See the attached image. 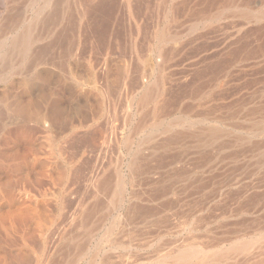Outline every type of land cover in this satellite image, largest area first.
Returning a JSON list of instances; mask_svg holds the SVG:
<instances>
[{
  "label": "bare ground",
  "instance_id": "obj_1",
  "mask_svg": "<svg viewBox=\"0 0 264 264\" xmlns=\"http://www.w3.org/2000/svg\"><path fill=\"white\" fill-rule=\"evenodd\" d=\"M110 2L122 33L113 32L119 38L97 49L89 36L92 21L106 24L90 15L100 6L110 12ZM14 31L25 36L6 50ZM44 36L48 43L41 47ZM0 40V67L6 58L18 63L5 80L22 78L0 97L24 88L31 98L16 96L19 109L4 139L17 159L0 167V264H31L36 251L50 261L81 222L92 227L87 242L69 245V264H79L96 231L121 209L123 219L113 221L108 234L160 215L174 225L183 219L186 232L197 223L196 210L225 206V198L218 200L225 145L239 157V180L251 179L240 187L236 208L264 209V0H0ZM245 99L257 102L239 108ZM225 100L239 108L232 118L244 119L233 128L225 127ZM258 218L241 221V231L260 230ZM190 236L171 243L170 252L148 256V264H225L238 256L249 262L259 244L250 238L207 251ZM148 242L143 249L155 247ZM102 258L94 263L111 262Z\"/></svg>",
  "mask_w": 264,
  "mask_h": 264
},
{
  "label": "rangeland",
  "instance_id": "obj_2",
  "mask_svg": "<svg viewBox=\"0 0 264 264\" xmlns=\"http://www.w3.org/2000/svg\"><path fill=\"white\" fill-rule=\"evenodd\" d=\"M111 3V2H110ZM110 3L108 4V5H106L107 6V8H109V7H111L112 9H110V12H108V9H107V11L105 12V11H103V7H99V8H101V9H98L97 7H95V10H97V11H95L94 9V11H93V13L91 12V15H90V18H91V16L92 17H94L93 19H95V20H100V19H102V17H100L99 15H101V16H103V18H104V20L102 19V26H103V22H104V24H106V25H104L103 27L105 28V30H104V28H101V26H95V24H94V20L92 21V23H93V25H92V29H90V34H89V36H90V39H91V41L93 42V44H94V47H97V49H101L102 47H107L109 44H108V42L111 40V42L114 40V39H118L119 37H115V35L114 34H116V36H120L121 34L120 33H122V31L120 30V19L119 18H117V19H115V17L114 16H117V15H112L113 13H114V11L117 9L116 8V6L114 7L113 6V4H112V6L110 5ZM115 5V4H114ZM104 7H105V5H104ZM97 8V9H96ZM113 8H114V11H113V13L112 14H109V13H111L112 12V10H113ZM116 8V9H115ZM99 10L100 11H102V13L100 12V13H98V15H96L97 14V12H99ZM105 10H106V7H105ZM117 11V10H116ZM103 12H104V14H106L107 12V15H102L103 14ZM95 13V14H94ZM117 13V12H116ZM94 14V15H93ZM96 16H98V18L99 19H96L97 17ZM111 17V16H113L114 17V20H112V18L113 17H111V18H108V19H106L107 17ZM111 19V20H110ZM109 23V22H111V23H113V25H111V23H109V24H107V22ZM115 20H117L116 22H112V21H115ZM118 21H119V23H118ZM114 24H116V25H114ZM109 25H111V26H109ZM115 26V27H114ZM110 27H114V28H117L116 30H112ZM119 28V29H118ZM95 29H97V31L95 30ZM117 30H119V31H117ZM98 31H99V33H98ZM104 31V32H103ZM19 32H21V31H14L13 33H11V34H8L7 35V37H9L8 38V42H7V45H8V47L6 48V50H8V49H11V48H14V47H19L21 44H20V42H21V39H23V36H25L24 35V32L22 31L21 33H19ZM105 32H107V33H105ZM113 32H114V34H113ZM102 33H105V34H102ZM17 34H19V35H17ZM20 34H22V38H21V35ZM98 34V35H97ZM18 36V37H15V36ZM100 36V37H99ZM108 36H109V38H108ZM113 36V37H112ZM94 37V38H93ZM96 37L98 38L97 40H100V41H98V42H100L101 43V46H100V44L98 45V42L96 41ZM13 38H18L16 41H10L11 39H13ZM106 38V39H105ZM90 39H89V42H90ZM93 39H95L94 41H93ZM13 40H15V39H13ZM105 40V41H104ZM115 40V41H116ZM0 41H2V40H0ZM96 41V42H95ZM107 42V43H106ZM111 42H109V43H111ZM22 43V42H21ZM47 43H48V40H46V38H45V36L43 37V39L41 40H39V42H37V44L38 45H40L41 47H46V45H47ZM95 44H97L96 46H95ZM106 44V45H105ZM44 45V46H43ZM103 45V46H102ZM12 46V47H11ZM100 46V47H99ZM8 59V60H7ZM5 62H7V63H5ZM7 64H9V66L7 65ZM15 64H16V66H15ZM4 65V66H3ZM2 67H0L1 69H0V80H2V82H0V90H2V91H4L5 89H7V88H10L13 84H17V83H21V77H19V76H13V77H11L9 80H5V79H7V77H8V75H10V73L11 72H13V71H15V69L18 67V63L16 62V59H13V61H12V58L11 59H9V58H6V60L4 61V63L1 65ZM4 67V68H3ZM5 68H6V70H5ZM4 69V70H3ZM7 81V82H6ZM20 90V91H19ZM24 88H19L18 89V91H19V94H16L15 95V91L13 92V91H11V92H7L6 93V96L5 95H2V93H1V95L4 97V98H2V97H0V121H2V122H0V167L2 168V164L4 163V159H17V157H16V155L14 156V151H11L10 149H11V145H8L9 144V142H8V140L6 139V140H4L5 139V137L7 136V133H8V130H9V127H8V125H9V123H10V121H11V119H12V117H14V115H16V113H17V111H18V109L19 108H17L16 106H18L15 102L16 101H14V100H16L18 97L21 99V100H30L29 99V96L28 95H25V92L27 91V90H24ZM17 90H16V92H18ZM22 91V93H20ZM13 92V93H12ZM9 93H11V95H9ZM13 95H15V96H13ZM18 95V97L16 98V96ZM8 96V97H7ZM12 96H13V98H12ZM11 98V99H10ZM18 98V99H19ZM247 100V102H245ZM257 99H252V100H249V99H245V101H243V102H241L240 104H239V108L240 107H242V106H244V108L245 109H248V108H251V107H253V105H255L254 103H256L257 101H256ZM250 104H249V103ZM244 103V104H243ZM247 103V104H246ZM225 104H227V101L225 100ZM9 105V106H8ZM228 106H229V104H227ZM227 105H225V127L226 128H233V125L235 124V123H237V122H243L244 121V119H243V117L242 116H240V117H235V119L234 118H232V115H233V113L234 112H236L239 108L238 107H235L234 105V107H232V106H227ZM246 106V107H245ZM11 107V108H10ZM231 109H233V110H231ZM14 111H16V112H14ZM228 111V112H227ZM13 112V113H12ZM230 112V113H229ZM233 112V113H232ZM232 114V115H231ZM5 116V117H4ZM125 115H121V118H123ZM3 117V118H2ZM9 117V118H8ZM175 117V115L174 116H172V117H170V120L171 119H173ZM227 117V118H226ZM240 118V119H239ZM6 119V120H5ZM135 120H136V118H135ZM135 120H133V121H135ZM231 124V125H230ZM228 125H230V126H228ZM133 128V127H132ZM124 129H125V133H124V135H127L128 133H129V130H130V127H127V126H125L124 127ZM140 135H143V134H141L140 133ZM140 135H137L136 137H134V140H135V144H134V146H136L137 145V140H138V137L140 136ZM12 138H14V135L12 134ZM8 144H7V143ZM8 146H7V145ZM230 151V152H229ZM148 152V151H147ZM231 152H232V154H231ZM228 153V154H227ZM225 184L223 185L224 187H222L221 188V190H220V193H221V195H219L220 197H218V200H223L224 198H225V206L224 205H220V206H217V207H211L210 209H204L203 211H202V209H198V210H196L195 212H194V215H193V221H196V222H194V223H196V224H193L192 225V227H188V229L186 230V232H184V231H182L181 229H182V221H183V219H180L181 220V222H177V224L176 225H174V224H172L171 222H168V220L166 219V216L165 215H160V216H154V217H152L150 220V222H151V224H150V222H137V223H135V224H132V225H126V227L125 226H123V225H119L117 228H116V231L111 235V234H108L107 233V230H108V228H110L111 227V225H112V223H113V221H117V220H122L123 219V214H124V209L122 210H118V211H115L114 213H113V216H112V218H110L109 220H108V222H106V225H105V227L102 229H99L98 231H96V236L94 237V239H92V241L90 242V244H89V250H88V253H87V255L84 257V259L79 263V264H95L94 263V258L95 257H97L98 256V258H105V257H109L110 258V260H111V262L109 263V264H132L133 263V261H134V263L133 264H148L149 262H148V260H147V257L149 256H153L154 254H155V252L157 251V252H159V254H162V253H166V252H170L173 248H174V246H172L173 244H171V243H177V244H180V243H183L184 241H185V237L187 236V235H191L190 237H192V238H190V242L193 240L194 241V245H196L197 247H200L201 249H204V250H207V251H214V250H218L219 248H221L223 245L225 246V249H228V248H230L231 246H234V244H236V243H239L240 241H242V240H246V239H250V238H254V239H258L259 240V244L255 247L256 249L258 248L259 249V246H260V248H264V238L262 237V234L264 233V209H262V210H259V211H256V210H250L251 212H249V209L247 210V211H244V212H241L240 210H238V208H236L237 206H238V202H239V200H237V198L239 197V190L240 189H242L243 187H245L246 185H248V183H250V181H251V179H243V180H239L240 178V176L238 175L239 174V171H237L236 170V166L239 164V163H237V162H239V157H237L236 155H233L234 154V152L232 151V149L231 148H229L228 147V149H227V146L225 145ZM236 156V157H235ZM126 159L127 160H129V161H132L133 160V156H131V155H129V156H127L126 157ZM237 160V161H236ZM232 162H234L233 163V165H232ZM235 165V166H234ZM227 166V167H226ZM231 166V167H230ZM227 168V169H226ZM231 169V170H230ZM222 170H216V174H219V175H221L222 174ZM238 172V173H237ZM237 173V174H236ZM0 174H1V171H0ZM229 174V175H228ZM227 176V177H226ZM239 181V182H238ZM241 181V182H240ZM235 183V184H234ZM243 183V184H242ZM242 185V186H241ZM240 187H242V188H240ZM234 190V191H233ZM238 190V191H237ZM223 192V193H222ZM227 192H229V193H227ZM225 194H227V196L225 195ZM232 195V196H231ZM227 197V198H226ZM196 198V197H195ZM234 198V199H233ZM236 198V199H235ZM230 200L232 201V202H230ZM229 202V204H231V205H229L228 204V202ZM234 201V202H233ZM233 203V204H232ZM236 203V204H235ZM226 204H228V205H226ZM222 206V207H221ZM229 206V207H228ZM231 206V207H230ZM222 208V209H220V208ZM228 207V208H227ZM213 208V209H212ZM230 208V209H229ZM215 209V210H214ZM217 209V210H216ZM235 210V211H234ZM201 211V212H200ZM208 211V212H207ZM213 213H212V212ZM217 211V212H216ZM228 211V212H227ZM234 211V212H233ZM254 213H253V212ZM199 212V213H198ZM230 212V213H229ZM235 212H236V214H235ZM240 212V213H239ZM246 212V213H245ZM248 212V213H247ZM221 213L223 214L222 216H219L218 217V215H221ZM249 213H251V214H249ZM195 215H197V216H195ZM217 215V216H216ZM211 218H210V217ZM225 216V217H224ZM236 216V217H235ZM255 216V217H254ZM196 219H195V218ZM223 217H224V219H223ZM259 217V218H258ZM218 218V219H217ZM221 218V219H220ZM244 218V219H243ZM252 218V220H251V222L253 221V219H261L263 222H262V224H260L259 226H261L260 228V230H258L259 228H246V230H243V231H241V227H240V223H241V221L242 222H244V221H247V222H250V219ZM154 219H156V220H154ZM157 219H158V221H157ZM207 219H209V220H207ZM216 221H215V220ZM204 220H205V222H204ZM153 221H154V223H153ZM161 221V222H160ZM169 223V225H171L172 224V226H169L168 225V223ZM214 221V222H213ZM237 221V222H236ZM158 222V223H157ZM160 222V223H159ZM228 222H231V223H229L228 224ZM107 223H109L108 225H107ZM165 223V224H164ZM200 223V224H199ZM207 223V224H206ZM222 223V224H221ZM238 223V224H237ZM83 223H79L78 224V229L77 230H75V228H74V231H73V233H72V236H74L73 237V239L72 240H69L68 242H65L64 244V249L62 250V252H61V254L59 253L58 254V256L57 255H55V256H53L51 259H50V261L48 260V259H46L47 257L45 256H40V254H36V252L35 253H33L32 254V260H34L31 264H37V260H38V264H42V263H44L43 261L45 260V263L44 264H52L53 262V264H56L57 262H59L58 264H69V261H71V258H72V256H71V254H70V252L69 251H71L72 250V248L69 246V245H71V246H74V245H82L83 243H85V242H87V231H91V227H92V225H88L87 227L83 224ZM155 224V225H154ZM198 224V225H197ZM201 224H202V226H201ZM162 225V226H161ZM205 225V226H204ZM221 225H223V226H221ZM232 225V226H231ZM84 226V227H83ZM136 226V227H135ZM143 226V227H142ZM168 226V227H167ZM203 227V228H201V227ZM82 227V228H81ZM86 227V228H85ZM122 227V229H120ZM146 227V228H145ZM149 227H152V228H154V229H151V228H149ZM157 229H156V228ZM161 227V228H160ZM164 227V228H163ZM170 227H171V233H169V231H170ZM215 227V228H214ZM180 228V229H179ZM199 228V229H198ZM214 228V229H213ZM218 228V229H217ZM223 228H225V229H223ZM235 228V229H234ZM240 228V229H239ZM263 228V229H262ZM83 229V230H82ZM94 229H96V228H94ZM119 229H120V231H119ZM143 229V230H142ZM152 231H154V232H152ZM166 229V230H165ZM167 229H169V230H167ZM191 229H193V230H191ZM195 229V230H194ZM201 229H202V231H201ZM211 229V230H210ZM235 230V233H234V230ZM81 230V231H80ZM136 230V231H135ZM137 230H138V233H139V235L137 234ZM156 230V231H155ZM173 230H174V232H173ZM177 230V231H176ZM178 230H180V231H178ZM190 230V231H189ZM222 230V231H221ZM83 231H85V232H83ZM135 231V232H134ZM149 231H150V233H149ZM197 231V232H196ZM217 231V232H216ZM218 231H219V233H218ZM221 231V232H220ZM230 231V232H229ZM241 231V232H240ZM82 232V233H81ZM101 232V233H100ZM120 233V234H118V233ZM196 232V233H195ZM210 232V233H209ZM216 232V233H215ZM253 232V233H252ZM78 233V234H77ZM117 233V234H116ZM124 233V234H123ZM146 233H148V235L146 234ZM166 233H169V234H166ZM211 233H213V234H211ZM232 233V234H231ZM81 234V235H80ZM115 234V235H114ZM122 234V235H121ZM130 234V235H129ZM131 234H132V236H131ZM134 234V235H133ZM140 234H142V236H140ZM144 234V235H143ZM150 234V235H149ZM157 234V235H156ZM242 234V235H241ZM77 235H79V236H77ZM127 235V236H126ZM128 235L130 236V237H128ZM159 235V236H158ZM163 235V236H162ZM195 237H194V236ZM205 235V236H204ZM241 235V236H240ZM77 236V237H76ZM86 237V239L84 238V239H82L83 237ZM97 236H99V237H97ZM112 236H114V237H112ZM116 236V237H115ZM124 236H126V237H124ZM173 236V237H172ZM185 236V237H184ZM207 236H209V237H207ZM220 236V237H219ZM241 238H240V237ZM244 236V237H243ZM247 236V237H246ZM145 237V238H144ZM159 237V238H158ZM224 237V238H223ZM246 237V238H245ZM96 238V239H95ZM111 238H113V239H111ZM115 238V239H114ZM127 238V239H126ZM152 238V239H151ZM175 238H177V239H175ZM182 239V241H180L181 239ZM195 238H197V239H195ZM223 238V239H222ZM228 238V239H227ZM240 238V239H239ZM123 239H126V241H127V243L125 244V240L123 241ZM132 239H133V241H132ZM137 239V240H136ZM151 239V240H150ZM199 239H201V240H199ZM212 241H211V240ZM213 239H214V242H213ZM218 239V240H217ZM233 239V240H232ZM234 239H236V241L234 240ZM238 239V240H237ZM110 240V241H109ZM116 240V241H115ZM131 242H130V241ZM143 240V241H142ZM153 240V241H152ZM157 240V241H156ZM173 242H172V241ZM177 240V241H176ZM179 240V241H178ZM184 240V241H183ZM197 240V241H196ZM202 240H203V242H202ZM230 240H232V242L230 241ZM240 240V241H239ZM261 240H262V242H261ZM109 241V242H108ZM139 241V242H138ZM153 242V243H151V244H155V247L154 248H150V249H143L142 247H144L147 243H145V242ZM196 241V242H195ZM199 241H200V243H199ZM217 241H218V243H217ZM121 242V243H120ZM137 242V243H136ZM143 243V245H142V243ZM148 242V243H149ZM163 242V243H162ZM167 242V243H166ZM169 242H170V244H169ZM198 242V243H197ZM208 242V243H207ZM212 242L215 244V242L217 243V244H212ZM219 242H220V245H218L219 244ZM223 244H222V243ZM111 243V244H110ZM117 243V244H116ZM124 243V244H123ZM186 243V242H185ZM108 244V245H107ZM141 244V245H140ZM165 244V245H164ZM170 245V247H169V245ZM211 244V245H210ZM227 246H226V245ZM131 245V246H130ZM199 245V246H198ZM202 245V246H201ZM204 245V246H203ZM218 245V246H217ZM222 245V246H221ZM134 246V247H133ZM139 246V247H138ZM166 246H167V248H166ZM171 246H172V248H171ZM211 246H212V248H211ZM68 247V248H67ZM70 247V248H69ZM160 247V248H159ZM164 247H165V249H164ZM205 247V248H204ZM207 247H209L208 249H207ZM227 247V248H226ZM91 248V249H90ZM107 248V249H106ZM142 248V249H141ZM162 248V249H161ZM255 248H253L252 250H251V252L253 253L252 254V259L248 262V261H245L244 259H242V256H238V257H236L235 259H232V260H230V261H228L227 263H225V264H256V263H258V262H260L259 260L260 259H263V263H264V249L262 250V251H260V250H256ZM66 249V250H65ZM68 249V250H67ZM71 249V250H70ZM64 250H65V252H64ZM144 250V251H143ZM168 250V251H167ZM255 250V251H254ZM23 251V252H22ZM128 251V252H127ZM163 251V252H162ZM166 251V252H165ZM259 251H260V253L262 252L263 254H260L259 253ZM67 253V256H69V257H67L64 253ZM131 252V253H130ZM135 253V254H133V253ZM161 252V253H160ZM19 253H21V254H23V253H25V250L23 249V250H21ZM122 253V254H121ZM257 253V255H255V254ZM259 253V254H258ZM69 254V255H68ZM118 254V255H117ZM128 254H130V255H128ZM65 255V256H64ZM108 255V256H107ZM115 255V256H114ZM123 257H122V256ZM125 255H127V256H125ZM140 255H142V256H140ZM260 256V258H259V256ZM57 256V257H56ZM59 256H60V258H59ZM61 256H63V258L65 259V261H64V259H61L62 257ZM116 256H118L119 258H120V261H119V259H118V257H116ZM121 256V257H120ZM138 256H139V258H138ZM146 256V257H145ZM258 256V257H257ZM126 257H128V259L130 258V262H129V260L128 259H126ZM132 257H134L133 259L134 260H132L131 258ZM143 259H142V258ZM253 257H257V258H253ZM38 258V259H37ZM102 258V259H103ZM135 258H137V260L135 259ZM141 258V259H140ZM55 259V260H54ZM56 259H57V262H55L56 261ZM118 259V260H117ZM122 259V260H121ZM47 260V261H46ZM53 260V261H52ZM60 260V261H59ZM135 260H136V263H135ZM141 260V261H140ZM256 260V261H255ZM258 260V261H257ZM128 261V262H127ZM52 262V263H51ZM96 262H98V261H96ZM115 262V263H114ZM146 262V263H145Z\"/></svg>",
  "mask_w": 264,
  "mask_h": 264
}]
</instances>
